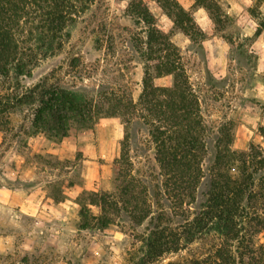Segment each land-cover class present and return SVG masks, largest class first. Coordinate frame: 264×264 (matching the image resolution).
Here are the masks:
<instances>
[{
	"label": "trees",
	"instance_id": "1",
	"mask_svg": "<svg viewBox=\"0 0 264 264\" xmlns=\"http://www.w3.org/2000/svg\"><path fill=\"white\" fill-rule=\"evenodd\" d=\"M121 1L126 2L125 14L142 25L132 38L144 71L137 100L122 95L116 87L87 92L68 88L50 76L33 85L24 83L41 59L63 50L71 38L70 29L97 0H0V77L13 82L23 79L21 92L7 96L1 111L23 108L30 113L32 135L41 132L56 142L67 137L72 128L90 130L102 119L120 118L125 125L139 120L155 145L164 191L183 217L193 211L203 186L205 200L198 212L195 209L193 219L187 218L183 226L173 229L166 212L150 211L144 185L125 175L122 158L116 156L113 189L100 194L82 191L77 199L80 230L90 229L89 221L108 229L124 214L139 226L150 218L139 264L209 240L212 245L204 256L183 264H264V246L257 240L264 231V149L252 145L248 150H234L229 128L222 125L204 184L203 161L214 128L203 116L181 49L161 19L192 42L203 37L201 29L191 11L176 0ZM262 32L264 22L259 23L256 37ZM162 77L169 79V85L156 86L154 79ZM260 134L264 139V126ZM83 195L91 198L89 205L82 201ZM93 207L99 208L100 214H95Z\"/></svg>",
	"mask_w": 264,
	"mask_h": 264
},
{
	"label": "rangeland",
	"instance_id": "2",
	"mask_svg": "<svg viewBox=\"0 0 264 264\" xmlns=\"http://www.w3.org/2000/svg\"><path fill=\"white\" fill-rule=\"evenodd\" d=\"M256 2L253 12L259 14V23H262L264 0ZM125 9L126 2L121 0H97L70 29L71 38L63 50L41 59L32 77L24 83L33 85L50 76L68 88L87 92L99 87H116L122 95H131L137 100L144 71L143 62L132 46V38L141 32L142 25L131 20ZM155 11L157 15L161 14L158 9ZM161 21L165 28L172 31L173 38H177L176 44L185 40L169 21ZM240 21V18L231 19L233 23L227 22L225 26L224 35L235 43L232 54L238 63H232L233 70L222 81L205 71L204 53L199 41L191 46L187 42L190 47L186 45L181 49L203 116L214 128L210 132L209 151L203 161L204 184L208 182L207 169L213 158L214 140L222 125L229 128L234 150H248L252 145L264 149V139L260 134V127L264 126V76H255L256 56L246 53L251 42L238 43ZM238 65L244 67L243 70H238ZM154 84L167 86L169 79L155 78ZM21 88L23 79L13 82L10 78L0 77V105L3 106L7 96L21 92ZM107 119L99 123H105ZM114 119L117 125L113 127V139L120 136L123 140L126 137L122 144L116 143L113 147L109 142L100 146L99 137L91 135L89 145H84L86 137L81 140V147H76L74 141L66 145L64 156L70 157L51 156L34 150L28 111L16 108L3 113L0 109V264H139L144 257L141 241L150 218L139 226L132 217L124 214L108 229H101L97 223L89 221L90 229L80 230V208L65 209L60 206L76 191L70 185L83 187L84 175L94 183L93 192L111 191L116 156L122 158L125 175L144 185L150 211L166 212L173 229L183 226L187 218L193 219L194 210L198 212L205 200L203 186L192 204L193 211L183 217L181 209L176 208L164 191V179L155 160V145L148 128L139 120L125 125L120 118ZM108 127H99L100 138L104 142L106 131L103 130ZM72 132L74 140L78 132L75 129ZM102 155L110 158L106 160ZM33 185H39L43 190L41 208L57 209V217L49 213L40 217L23 214V189H30ZM82 201L89 205L91 198L83 195ZM63 210L68 211L67 219L60 216ZM92 210L100 214L99 208L93 207ZM257 240L264 246V231L257 236ZM209 245H212L210 240L198 241L177 253L166 254L146 264H183L187 259L204 256Z\"/></svg>",
	"mask_w": 264,
	"mask_h": 264
},
{
	"label": "crops",
	"instance_id": "3",
	"mask_svg": "<svg viewBox=\"0 0 264 264\" xmlns=\"http://www.w3.org/2000/svg\"><path fill=\"white\" fill-rule=\"evenodd\" d=\"M176 1L185 10L191 11L195 23L203 33V37L198 41L204 53L205 71H207L209 75H211L215 79L222 81L223 79H226V76L230 74L231 70H233V68H231L232 63H238V59L232 54L234 48L233 46L235 45V43L233 42V40L225 37L224 33L227 22L233 23L231 22V19L237 20L240 18L241 24L239 25V34L237 36L238 43L247 41L251 42V44L248 46L250 47L249 51L246 53H251L256 56V66L253 69L255 72V76H258V74H262L264 76V32H262L259 37H256L259 27V14H255L253 12V9L255 8L254 4L257 3L256 1L258 0H198V2L197 0ZM182 35L185 38V40H183L182 42L183 44H176L177 38H173L174 43L178 45L180 49L185 48L186 45L188 46V44H186L187 42L190 46L192 45V43H194L183 33ZM257 49L261 50L260 53L256 52ZM239 67L240 68H238V70L240 71L244 68L241 66ZM116 123V120L114 118H111L107 119V122L105 123L98 122L95 127L90 130H78L76 128H72L69 131L68 136L58 142L48 138L44 133H36L31 136L33 140L32 145L34 146V150L40 153L47 152L51 156L53 154H56L63 157H70L64 156V150L66 148V145H68L70 141H74V145L76 147H81L82 139L86 137L87 140L85 139L84 145H89L91 135H95V137H99V139L97 138V141L100 146L105 143L111 142L113 147H115V144L119 143V141L121 140L120 136L116 139H113V127L114 125H117ZM104 125H109L108 129L103 130L106 131V133H104L106 137L105 142L100 138L99 129V127H102ZM73 129L78 132L76 135L78 138H76L75 136L76 139L74 138V140H72L71 138ZM101 157L104 158L105 156L102 155ZM109 158L110 157L108 156L104 159L108 160ZM84 179L85 180H83V187L79 188L75 187L74 185L70 187L71 189H75L76 191L74 192L72 198H67L65 199V201L60 203L61 207H64L65 209H74L76 207L80 208L77 203L79 195L82 191H92L94 187V183H92L88 178H85V175ZM42 193L43 190L42 188H39V185H33L30 189H23V214L31 217H40L43 216L44 213H49L50 216L57 217L58 213L55 212V210L57 209L52 211L41 208L40 200ZM67 213L68 211L63 210L60 213V216H62V218L64 219H67Z\"/></svg>",
	"mask_w": 264,
	"mask_h": 264
}]
</instances>
